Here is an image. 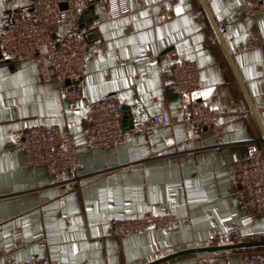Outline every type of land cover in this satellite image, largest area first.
Segmentation results:
<instances>
[{
    "label": "crops",
    "instance_id": "1",
    "mask_svg": "<svg viewBox=\"0 0 264 264\" xmlns=\"http://www.w3.org/2000/svg\"><path fill=\"white\" fill-rule=\"evenodd\" d=\"M119 1L127 7L123 14L113 15L110 0H97L96 18L81 27L86 7L79 2L54 26L58 38L87 32L97 48L75 100L67 98L69 82L39 81L34 59L11 62L0 47V264L30 258L146 264L183 249L264 240V211L248 207L237 172L251 142L264 151L256 118L264 129V42L241 49L252 38L264 41V0ZM30 5L0 0V32ZM247 8L257 10L244 15ZM178 61L200 68L193 99L212 107L211 123L184 118L181 110L192 99L172 87ZM109 94L128 106L133 121L165 112L169 124L147 131L127 125L115 146L92 148L84 133L88 102ZM37 124L74 134L78 175H51L12 147ZM161 213L173 216L171 227L113 233L117 220ZM252 254H264V246L157 264H241Z\"/></svg>",
    "mask_w": 264,
    "mask_h": 264
},
{
    "label": "built area",
    "instance_id": "2",
    "mask_svg": "<svg viewBox=\"0 0 264 264\" xmlns=\"http://www.w3.org/2000/svg\"><path fill=\"white\" fill-rule=\"evenodd\" d=\"M97 0H31L30 8L10 16L0 32V47L11 62L34 59L38 64V80L51 81L59 86L68 82L67 98L75 100L81 96L79 80L87 64L97 54L96 46L88 33L78 29L64 37L54 35V26L64 22L73 8L82 2L85 7ZM113 15L127 11L123 1L110 0ZM67 7L63 8L62 3ZM255 8L243 10L252 15ZM259 37L248 40L241 49H251L263 44ZM172 87L182 97L192 99L184 105V118L198 126L209 124L214 119V110L206 103L193 99L199 87L200 68L191 62L178 61L172 68ZM124 103L116 94L93 99L88 102L84 133L92 148L115 146L126 134L123 123ZM169 124L165 112L151 115L147 121L134 120L133 129L147 131ZM264 144V137L260 138ZM12 147L25 152L30 165L44 166L51 175L71 172L75 176L81 167L76 154L77 142L72 132L62 130L55 124H37L28 128ZM246 204L254 211H264V151L256 142H251L247 160L237 169ZM173 224L170 213L147 215L139 218L120 219L113 223V233L124 235L141 232L149 227L169 228ZM12 264H54L50 258H30ZM241 264H264V254L248 255Z\"/></svg>",
    "mask_w": 264,
    "mask_h": 264
},
{
    "label": "water",
    "instance_id": "3",
    "mask_svg": "<svg viewBox=\"0 0 264 264\" xmlns=\"http://www.w3.org/2000/svg\"><path fill=\"white\" fill-rule=\"evenodd\" d=\"M203 3H204V1H203ZM61 6L63 8H66L67 4L64 2V3L61 4ZM205 7H206V5H205ZM206 9H207V12H208V14L210 16L212 24H213V26H214V28L216 30V33H217L222 45L225 47L223 39L221 37V34H220V32H219V30H218V28H217L212 16L210 15L207 7H206ZM96 16L97 15H95V5H94V3H92V4H90L88 7H86L82 11V14H81V17H80L81 27L84 26L85 18H87V20L89 22H92L96 18ZM226 52H227V54H229L227 50H226ZM250 105H251L252 111L255 112L251 102H250ZM123 110H124V117H123L124 126L127 127V125H131V127H132L133 119L131 118V116H130V114L128 112V106L127 105H123ZM256 118H257V120H258V122L260 124V127H261V129L263 131V134H264V129H263V127H262L257 115H256ZM262 246H264V240L251 241V242H240V243H230V244H223V245H211V246H204V247H193V248H188V249H183V250L177 251L175 253H172V254L164 256L162 258H159V259H156L154 261L148 262L146 264H157V263H160V262L175 258V257L183 255V254H188V253H198V252H207V251H220V250H228V249L253 248V247H262Z\"/></svg>",
    "mask_w": 264,
    "mask_h": 264
},
{
    "label": "snow or ice",
    "instance_id": "4",
    "mask_svg": "<svg viewBox=\"0 0 264 264\" xmlns=\"http://www.w3.org/2000/svg\"><path fill=\"white\" fill-rule=\"evenodd\" d=\"M176 11H177V12H180V11H181L180 7H177V8H176Z\"/></svg>",
    "mask_w": 264,
    "mask_h": 264
}]
</instances>
